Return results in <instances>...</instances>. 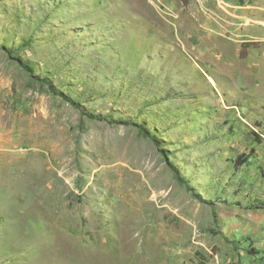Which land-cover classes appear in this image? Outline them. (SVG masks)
I'll return each mask as SVG.
<instances>
[{"label": "rangeland", "instance_id": "rangeland-1", "mask_svg": "<svg viewBox=\"0 0 264 264\" xmlns=\"http://www.w3.org/2000/svg\"><path fill=\"white\" fill-rule=\"evenodd\" d=\"M226 263L264 264V0H0V264Z\"/></svg>", "mask_w": 264, "mask_h": 264}, {"label": "trees", "instance_id": "trees-1", "mask_svg": "<svg viewBox=\"0 0 264 264\" xmlns=\"http://www.w3.org/2000/svg\"><path fill=\"white\" fill-rule=\"evenodd\" d=\"M142 130V132L144 133V134H146L147 135V132L145 131V129L144 128H141ZM226 264H234V263H226Z\"/></svg>", "mask_w": 264, "mask_h": 264}]
</instances>
